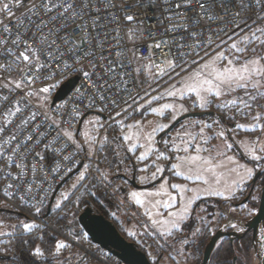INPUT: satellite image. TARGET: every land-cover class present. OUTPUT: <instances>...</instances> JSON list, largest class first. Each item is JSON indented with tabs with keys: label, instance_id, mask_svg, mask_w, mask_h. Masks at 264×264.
I'll use <instances>...</instances> for the list:
<instances>
[{
	"label": "built area",
	"instance_id": "built-area-1",
	"mask_svg": "<svg viewBox=\"0 0 264 264\" xmlns=\"http://www.w3.org/2000/svg\"><path fill=\"white\" fill-rule=\"evenodd\" d=\"M32 2L33 0H25L24 7H13L12 11L15 15L0 13V21L9 25L13 36L16 32L13 26L17 18L24 19L25 27L35 31L34 25L27 23L23 13L31 16L35 23H39L41 18L48 20L47 16L41 17L27 12ZM35 2L40 4L41 0ZM52 2L55 3L57 0ZM66 2L73 3L77 13H80L73 21L70 11L67 29H61L59 32L60 36H66L79 49L66 59L71 63L77 56L84 57V52L91 53L81 61L85 69L99 73L108 68H115L114 83H118L119 88L107 90L105 93L107 100H100L97 97L93 106L86 108L85 105L91 97L88 96L81 101L77 89L81 91L87 89L88 93L93 89L89 88L88 79L78 74L79 65L75 66L77 71L70 72L66 76L56 72L59 61H45V67L40 74L35 69L27 67L21 71L12 63L14 56L9 53H15L17 50L9 39L7 48L0 49V64L12 65L11 71L0 69V129H2L0 131V204L49 229L94 262L113 264L107 260L110 252L102 249L94 252L87 246L89 238L84 232L76 238L69 237L50 226L45 217L39 214L48 206L57 185L80 165L89 161L82 147L78 148L74 142L81 118L95 113L104 116L102 121H110L116 113L133 102L131 97L136 99L139 96L137 57L147 62L151 73L157 71L151 66L152 62L167 67L162 63L163 60L175 61L181 57H183V60H180L182 67L192 68L233 33L259 25L262 21L257 17L264 16V9L257 6L255 0H246L248 7L242 9L237 7V0H223V5L228 10L226 15L228 22L225 23L224 20L213 22L205 17L199 24L194 23L196 12L189 9L188 31L185 32L184 20L175 18L176 13H184L183 8L175 7L181 0H66ZM85 3L87 7L84 6ZM193 7L195 8V5ZM214 9L220 16H225V9L221 6L220 0H216ZM39 11L42 13V9ZM57 11L63 9H54L51 15H56ZM237 11L240 13L236 17L239 28L232 23L233 14ZM127 15H132L134 20L127 21L125 19ZM169 17L174 19L170 20ZM61 23L60 19L54 23L49 22L48 28H44L43 31L47 33L49 28L56 30L60 28ZM174 24L180 25V29L175 32L167 31ZM19 30L23 32L24 28L21 27ZM164 40L168 43L162 49L152 48L151 52L149 51L150 46L155 42ZM58 43L62 45V41ZM197 44L200 47L197 48ZM117 52H121L122 55L117 56ZM46 55L45 52L41 59L44 60ZM149 56L152 57L151 61L147 59ZM184 60L187 62L184 63ZM89 61L97 67L91 68ZM118 61H122L124 66L122 67ZM74 76L78 77L75 87L61 101L50 106L52 97L60 85ZM121 76H123L122 80ZM9 81L12 83L9 84ZM17 82L21 83L20 89L15 88ZM42 87H48L49 91L40 92L39 89ZM28 93L33 95L29 96ZM4 97L8 99L5 101ZM113 98L118 101L116 105L111 102ZM125 99L127 103L124 102ZM17 108L20 109L19 112H16ZM8 109H11L15 115H8ZM65 131L72 133L71 140L64 135ZM65 157L69 159L66 160ZM17 164H22L23 168H17ZM33 166L35 172L32 171ZM9 184L12 187H8ZM36 208L40 209L38 213Z\"/></svg>",
	"mask_w": 264,
	"mask_h": 264
},
{
	"label": "rangeland",
	"instance_id": "rangeland-1",
	"mask_svg": "<svg viewBox=\"0 0 264 264\" xmlns=\"http://www.w3.org/2000/svg\"><path fill=\"white\" fill-rule=\"evenodd\" d=\"M257 26H264V21H262ZM257 26H253L233 33L219 47L199 60L198 64H196L192 68H183L185 71H181V69H178L176 72H171L170 75L157 76L155 79H153L147 62L141 59H136V70L139 69V72H137V74L139 78L140 88V94L136 98V102H132L124 107L118 112L120 113V115H117L116 113L112 120L107 122L102 121V119L95 113L88 114L84 118L80 132L76 134L77 139L74 138V142L76 143V145L82 147L87 158H89V161L82 164L80 169L74 173V175L60 188V190L56 194L49 211V213H52V211L54 212L52 214L53 221L51 220V224L56 227H59L60 224L62 228H59H64L63 230L66 231V234L69 237H77L75 236V232L78 231L79 233V231H81L77 223L78 214L86 206L93 207L97 200H101L103 201L102 203H104V201H106V197L110 194V192L103 188V182L104 180H107L110 175L115 173L114 168H112L110 165H107L108 160L111 159V156H113L114 153L126 154L124 149L129 148L131 146V143H137L138 145L134 150L136 151L137 157L146 151V148L139 147L140 143L147 144V142L143 139H141L140 141L133 140L131 142H125L123 140L124 134H127L129 131H134L128 129L127 125L137 122L142 125L144 134L153 133L152 151L149 152L147 158L150 157L153 159L156 157V142L162 143L165 148L169 147V143L175 142L173 148H167L168 150L166 151L167 153H170L172 151L174 152L173 154L175 155V158L171 162V164L178 162L176 159L178 156L196 154L195 149L199 147V154L202 157L214 159V161L217 162L223 161L227 165L228 162L225 157L231 156L238 163L244 164L250 168H254V171L260 172L262 174L263 171H261L260 169L263 167L264 161L256 163L250 160L245 153V146L251 145L253 142H257L256 147L259 148L260 143H264V131H262V129H264V98H258L256 102L248 101L249 103L253 104V107L249 113V110L244 108L243 104H241L239 101L236 105L227 104V106H219L221 105L222 101H230L232 99H236L237 97H242L247 101L248 96L243 92V90H237V92L232 93L229 96L221 97L220 100H216L214 97H209V100L212 101V103L206 109H201L198 106V103H194V101L196 100L194 94L185 95L182 99L178 97H169L167 95V90L169 89V86L171 84H177V86H179V81L182 76H185L187 73H190L194 70H199L205 62L209 61L210 59H214L218 52H224L226 56H231L229 45L234 40H238L240 37L246 34H250V29L255 30ZM257 35H259V33H257ZM253 46H256V51L258 53L264 54V49H261L259 47L258 41H254ZM248 54L251 55V51H249ZM222 63H226V61H223ZM177 72H179V75L176 74ZM262 91H264V89H262ZM156 96H162V98L159 100H152V97ZM149 100L152 101L150 104L148 103ZM166 103L172 104L177 107L183 105V107L186 108L187 111L183 113L179 111L173 113L172 109H166L162 115L153 113L151 111L152 108H159ZM188 112H207L211 114H206L200 117H189L181 120L169 134L164 135L162 137V140L158 141L156 137L158 133H161L162 131L169 128L175 120ZM257 114L261 115V120L252 119V117L256 116ZM173 115L175 116V119H173ZM89 121H92V123L90 124ZM238 123L243 125L244 127L237 128L236 125ZM253 124H259L260 127H253ZM158 125H165L166 127H163L161 129L157 127ZM182 125L187 126V133ZM205 125H208V127H205ZM153 128H156L155 132H153ZM201 129H203L202 133ZM221 132L224 133L223 137L219 135V133ZM84 133H87L89 136L95 138L96 143L94 144L91 152H89L88 144L86 143L85 136L83 135ZM192 136H195L196 139L193 140ZM185 141L190 142L185 143ZM198 141L203 142L201 144H196ZM116 145L118 146L115 147ZM226 145H231V147L228 148L226 147ZM184 147L188 148V153H185L183 151ZM221 153H223L224 155H221ZM120 158L121 161L124 160L123 157ZM228 167H232V165H228ZM175 171L176 170H174V173ZM81 172L85 173V179L83 181L77 182V178ZM102 172L107 173V176H102ZM217 172L227 173V168L217 169ZM177 177L179 178L173 179L171 181L163 179L161 182L154 184L148 189L132 188L128 190L127 195H129L131 191H137L139 193L155 192L159 188L160 183L167 181L169 184H179L182 187L194 190L193 192L178 194L175 189L169 188V192L174 196H177L178 194V197L180 195H185V197H188L196 195L198 193L197 197L200 198L219 197L211 194L209 191H206L205 189L208 188V185H205L202 180H197L194 176L192 179H185L183 175ZM205 178L209 179L210 182H212V177L210 176V174H205ZM250 179L251 178H249L247 181L240 184L239 187L236 188L231 199L225 200L222 196H220L222 197L220 201H211V208L214 207L216 210L215 212L211 210V227L210 230H208V233L204 235V241L202 242L199 251H197L196 253L195 261H186V257L189 255V252L186 251V247L183 243H181V241L178 244H173L171 243L172 235L169 236V242L166 236H161L159 234L157 226H155V228H153V226H150L151 228L147 226V224L144 222L145 218L148 219V215L145 211L147 204L144 207H141L130 200L139 209L137 210L138 214L135 213L133 215L131 212V216L135 217L126 222L127 224L129 223L128 225L126 224V226H124L126 233H133V236H135L136 240H139L137 237L138 235L142 236L146 233L152 235L150 232L155 231L158 232L157 234H159L158 238H164V253H162V257L159 256V253H161L160 249H155V247H157L159 244L157 243L156 239H153L152 241L155 246H152L151 249L148 248L147 251H145L149 260L154 263L159 259L158 264H199L202 247L204 243L207 242V239L211 236L214 230L226 229L240 232V224L243 223V221L247 217L253 215L256 212V205L254 206V209L250 208L246 214L244 211L245 207L244 209L242 208V213H240V210L237 211L232 206V202L237 201L240 198V195H243V193L246 191L247 183ZM262 183L263 179H260L258 188L260 186L262 187ZM73 184H76L75 188L72 187ZM261 187L256 190L257 192L255 194H253L254 197H258L257 194H260ZM103 191L107 192V195L103 193ZM62 194H66L68 196V199H63ZM117 197L118 196H116V198ZM178 197L177 204L179 202ZM141 198L145 200L148 199L144 196H142ZM155 199H167V197H156ZM57 203L60 204L59 208L55 207ZM175 210L176 208L173 207L167 210L159 208L152 209L151 211L153 213V218L157 219V216L155 215L157 212L162 214L159 218H166L167 212ZM198 219H201L200 216L198 217ZM56 220L57 225L54 223ZM21 221L35 224L36 227L32 228L29 231H24L21 225ZM149 221L151 222V224H153L152 220L149 219ZM183 222H181V224ZM231 223L237 224L240 230L231 228ZM41 228L42 227L39 223L28 218L25 219L22 216H18L9 212H7V214H4V216L0 215V232L5 233V235H0V253L6 256H13V251H15L16 248V246L14 245L16 238H21L30 234V241H34L35 239H37V237L33 235H37V233L40 232ZM173 236L175 238L174 234ZM250 239L251 238L249 237V240ZM56 241H62L64 244L67 243L62 238H59V240L56 239ZM223 241L224 239L220 240L215 249L220 246ZM142 243L144 242L142 241ZM146 244L147 245L144 244L145 247H148L150 245L148 240L146 241ZM240 246V243L236 244L237 264H259V260L252 249L251 240L248 250L244 249L243 246L242 248ZM36 248H38L37 245L32 247V249L34 250ZM34 250L32 252H34ZM73 250L74 248L69 246H67L65 249H61L60 253L58 255H55V258L57 259L54 260V264H57L58 261L60 263H63L65 259L66 264L76 263L79 259L77 256H75V250ZM52 255L50 256L49 252L46 254V256L44 255L38 258L34 257V260L37 264H51L52 262L49 261V257H52ZM45 257H48V259L44 260ZM44 261H49L50 263H44ZM0 264L10 263L0 261ZM80 264L92 263L84 262ZM209 264H211V261L209 262Z\"/></svg>",
	"mask_w": 264,
	"mask_h": 264
},
{
	"label": "snow or ice",
	"instance_id": "snow-or-ice-1",
	"mask_svg": "<svg viewBox=\"0 0 264 264\" xmlns=\"http://www.w3.org/2000/svg\"><path fill=\"white\" fill-rule=\"evenodd\" d=\"M216 0H181V2L175 5L176 8H183L184 13H176L175 18L184 20V28L185 32L188 31L187 27V11L192 9L196 12V19L194 20L195 24H199L201 19L207 17L208 20L213 22L217 20H224L225 23L227 15V7L223 5V0H220L221 6L225 9V16H220L215 12L214 5ZM257 6H260L264 9V0H255ZM25 0H0V13H7L9 15H15L12 11L13 7L21 8L24 7ZM195 5V8L193 7ZM87 7V3L84 5ZM238 8L248 7L246 0H237ZM63 9V11H57L56 15H51L54 9ZM42 9V13L39 11ZM71 11V18L73 21L75 18L80 15L77 13L75 9V5L73 3H67L66 0H57V2L53 3L52 0H41L40 4H36L35 0H33L30 7L27 8V12H31L33 15H41L47 16L48 20H44L41 18L39 23H35L32 20L31 16H27L26 13L22 15L26 16L27 23L33 24L35 31L33 32L31 28L25 27V20L17 18L16 23L13 27L16 28L15 35L13 36L12 29H10L9 25L4 24L3 21H0V49L7 48L8 42L10 39L11 45L15 46L16 52L9 53L14 56V60L12 61L15 66L23 71L24 67L29 69H35L38 74L43 72L45 67V61L56 62L57 64L56 72L61 76H66L70 72L77 71L76 67L79 65L78 74H82L83 77L88 79L89 88L93 89L91 93L87 92V89L81 91L77 89L78 98L83 101L88 96L91 97L88 104L85 107H92L95 103L96 98L98 97L100 100H107L105 93L109 89H118L119 84L114 83L116 81V72L115 68H108L106 71L95 73L90 72L85 69L82 64V59L88 57L91 53L84 52V57L77 56L71 63L68 62L66 57H70L74 54L75 51H78L75 43L69 41L66 36H60L59 32L61 29H67V21L69 19L68 13ZM240 15L239 11L233 14L232 23L236 28H239L240 25L236 23V17ZM82 18V16H81ZM57 19L62 21L60 28L53 30L49 28V31L45 33L44 28H48L49 22H55ZM125 19L129 22L134 20L132 15H127ZM170 20L174 19V17H169ZM258 20L264 21V16H258ZM23 27L24 31L21 32L19 28ZM80 27V25H77ZM180 25L174 24L171 28L167 29V31L175 32L180 29ZM223 31V29H221ZM259 33V35H257ZM134 35V34H133ZM198 35V33H197ZM131 38V37H130ZM83 38H81L82 40ZM58 41H62L58 43ZM258 41L259 47L264 49V26H257L255 30L250 29V34H246L240 37L238 40H234L229 45V50L231 56H226L224 52H218L214 59H210L205 62L203 66L199 70H194L190 73H187L185 76H182L179 81V86L177 84H171L169 89L167 90V95L169 97L180 98L182 99L185 95L194 94L196 100L194 103H198V106L201 109H206L212 101L209 100V97H214L216 100H220L221 97L229 96L232 93L237 92V90H243V92L248 96V100H244L242 97H237L236 99H232L230 101H222L219 106H227V104L236 105L239 101L243 104L244 108L249 110V113L253 107L252 103L248 101L256 102L258 98H264V54H260L256 51V46H253V42ZM211 38H209V43H211ZM167 40L162 42H155L150 46L149 51L151 52L152 48L162 49L165 45H167ZM31 45V46H30ZM196 47H200L199 44ZM249 51H251V55H249ZM47 53L45 59L42 60L41 56L44 53ZM198 54V53H197ZM117 56L122 55L121 52L116 53ZM167 56V53H165ZM137 59H140L137 57ZM149 61L152 60V57H147ZM180 60H183L181 57L178 60H170L165 59L162 61L167 67H161V64H157L152 62V67L157 69V71L153 72L152 78L155 79L157 76L170 75L171 72H176L177 68H180L181 71H185L180 63ZM226 61V63H222ZM184 63L187 61L184 60ZM120 65L123 67V62L118 61ZM89 66L91 68H96L97 66L89 61ZM11 64H0V69L5 71H11ZM147 67V66H145ZM139 72V69L136 70ZM49 72H51V68H49ZM55 74V73H53ZM111 74V75H110ZM179 75V72L176 73ZM105 77H108L107 79ZM121 80L123 76L120 77ZM9 84L12 81L8 82ZM7 86V85H5ZM16 89L21 88V83L17 82L15 84ZM40 92L47 93L49 91L48 87H42L39 89ZM29 96L33 95V93H28ZM133 103L136 102L135 97H131ZM162 96L152 97V100H159ZM5 101L8 99L7 97L3 98ZM112 104L116 105L118 103L117 99H112ZM127 103V100H124ZM152 101L149 100L150 104ZM166 109H172L173 113L179 111L181 113L186 112L187 109L180 106H174L172 104H163L159 108H152L151 111L156 114L162 115ZM20 109L17 108L16 112H19ZM126 111V110H125ZM8 115H15V113L8 109ZM120 115V113H117ZM173 119L175 116L173 115ZM253 120H261L262 117L260 114L252 117ZM91 124L92 121H89ZM194 126V125H193ZM128 129L134 130L129 131L127 134L123 135V140L125 142H131L133 140L140 141L141 139L145 140L147 144L140 143L139 147L146 148V151L143 152L140 156L137 157L139 161H144L149 152L152 151V141H153V133H143V127L141 124L134 123L127 125ZM157 127L163 128L165 125H158ZM187 133V126H183ZM208 127V125H205ZM237 128H243L244 126L241 124L236 125ZM253 127H260L259 124H253ZM2 131V129H0ZM156 131V128H153V132ZM264 131V129H262ZM203 129H201V133ZM64 135L68 137L69 140L72 139V133L65 131ZM85 136V141L88 144L89 152L92 151L94 144L96 143L95 138L89 136L87 133L83 134ZM221 137H223L224 133H219ZM192 139H196L195 136H192ZM190 141H185V143H189ZM7 143V141H5ZM257 142H253L251 145L245 146V153L248 158L256 163H260L264 161V143H260L259 148L256 147ZM137 143H131V146L128 148L129 152L134 151L137 148ZM79 148V145H77ZM226 147L230 148L231 145H226ZM183 151L188 153V148L184 147ZM196 154L178 156L177 163H172L171 168L176 170L175 175L181 176L183 175L185 179H192L193 176L197 180H202L205 185H208V188L205 189L209 191L211 194L216 196H222L225 200L231 199L234 195V192L240 184L247 181L249 178L254 175V168L247 167L244 164L238 163L231 156H226V160L228 164L226 165L223 161H214V159H209L202 157L200 153V148L197 147L195 149ZM221 155H224L221 153ZM10 159V158H9ZM65 159H69V157H65ZM161 159L166 160L167 158L163 156V153H158L156 156V161ZM228 165H232V167H228ZM17 168H23L22 164H17ZM153 167L155 170L151 173V179L155 180L157 175L163 173L165 171L164 167H162L159 163L153 162ZM227 168V173H218L217 169ZM264 171V167L260 169ZM32 171L35 172V167L33 166ZM141 171L147 172V167L141 169ZM23 172H21V175ZM205 174H210L212 177V182L209 179L205 178ZM102 176H107V173L102 172ZM15 179V177H14ZM85 179V173L81 172L77 178V182L83 181ZM147 177L142 176L139 178L140 182L143 183ZM220 186V187H217ZM8 187H12L11 184ZM73 188L76 187V184L72 185ZM169 188L175 189L178 194H184L193 192V189L182 187L179 184H169L167 181L160 183L159 188L155 192H145L139 193L137 191H131L129 193V198L136 205L144 207L145 211L148 215V218L152 220L154 226H157V230L161 236L171 235L172 229H179L181 222L185 220V217L189 214L191 210V206L193 201L197 198V195L188 196L185 195L179 196V202L177 204V196L172 195L169 192ZM63 199L67 200L68 196L66 194H62ZM147 197L148 199H142L141 197ZM156 197H167V199H155ZM55 207L59 208L60 204L57 203ZM175 207V211L167 212L166 218H159L162 214L157 212L155 215L157 219H153L152 209L163 208L165 210ZM40 211L39 208H36V212ZM21 225L24 231H29L32 228L36 227L35 224L26 223L21 221ZM230 227L236 230H239V226L235 223H231ZM199 229H197V232ZM129 235H133V233L129 232ZM0 235H5V233L0 232ZM195 235V233H194ZM27 243V241H25ZM67 245H65L62 241H57L55 245V251L52 253L53 255H58L61 249H65ZM32 255L35 258L43 256V252L40 248H36ZM57 264H60L58 261Z\"/></svg>",
	"mask_w": 264,
	"mask_h": 264
},
{
	"label": "flooded vegetation",
	"instance_id": "flooded-vegetation-1",
	"mask_svg": "<svg viewBox=\"0 0 264 264\" xmlns=\"http://www.w3.org/2000/svg\"><path fill=\"white\" fill-rule=\"evenodd\" d=\"M179 123V122H178ZM177 123V124H178ZM175 124L173 128L166 134H169L177 125ZM165 131V130H164ZM162 131L161 133L157 134V139L162 140ZM77 136H75V139ZM159 137V138H158ZM203 141H198L196 144H201ZM172 143V142H171ZM169 143V147L167 148H173L174 143ZM164 144V143H163ZM156 156L158 153H163L164 157H168L166 160L161 159L159 161H156L155 158H146L144 161H139L136 156V151L129 152L128 148L125 150L126 160H122L121 163L115 165L114 172L107 180H104L103 188H105L108 192H110L109 196L106 197V201L102 203L103 201L97 200V202L92 207L93 211L97 214H100L104 216L107 220L111 221L118 231L129 241L135 242L137 245H139V248L147 251V249H151L152 246H155V244H150L148 247H145L146 241H149V238H152V236L148 235H142L143 237V243L137 242L135 239L131 238L124 228L126 226V222L134 217L131 216V212L134 215L137 213V210L139 209L137 206H135L129 199V195H127L128 190L135 188V189H148L152 187L154 184L161 182L163 179H166L168 181H171L173 179H177V177L174 173V170L170 167L171 162L174 160L175 155L174 152L167 153V148L162 145V143L156 142ZM116 145L115 147H117ZM117 154V153H115ZM159 163L162 167H164L165 171L163 173H160L157 175V178L155 180L151 179V173L155 170L153 167V162ZM166 161V162H165ZM147 167V172L141 171V169H144ZM257 170V169H256ZM257 172L254 171V175ZM253 175V177H254ZM145 176L147 179L141 183L139 178ZM253 177L249 180L247 183L246 191L243 193V195H240V198L237 201L232 202V206L235 210H240V213H242V210L244 209L245 214L249 211L250 208L254 209V206L257 210L258 207V197H254L253 194H255L257 191L260 179H263V173L259 175L257 180L254 184L251 183ZM134 180L136 187L133 186L131 180ZM102 184V182H101ZM102 189V188H101ZM107 195V192L103 191ZM116 196H118L116 198ZM178 197V194H177ZM179 198V197H178ZM187 198V197H186ZM222 197H209V198H200L197 197L191 206V210L189 212V215L186 217L185 221L180 225L179 229H173L171 230V243L178 244L180 241L183 243L186 247V251L189 252V255L186 257V261H195L196 253L199 251L200 246L202 245V242L204 241V235L208 233V230H210L211 227V214L212 211L215 212V208H211L210 204L211 201H220ZM231 202V201H229ZM102 204V205H101ZM243 208V209H242ZM255 210V211H256ZM138 214V213H137ZM255 214V213H254ZM253 214V215H254ZM253 215L247 217L244 221L252 217ZM200 216L201 219H198ZM243 221V222H244ZM129 224V223H128ZM127 224V225H128ZM150 227V225H147ZM151 228V227H150ZM197 229L199 231L197 232ZM217 230V229H216ZM214 230L213 233L216 231ZM82 230L79 231V234H82ZM195 233V235H194ZM175 235V238L173 236ZM77 235V236H78ZM171 235H166L167 240L170 242ZM212 235V234H211ZM246 236H250L251 238V232L246 233L244 236H242L239 239H234L232 242L228 241L232 244H238L241 239H244ZM156 238V237H155ZM210 238V237H209ZM207 239V241L209 240ZM251 240V239H250ZM88 243V247L94 251L99 252L101 250L98 248L95 244H93L90 240ZM141 241V242H142ZM162 242V243H161ZM207 243V242H206ZM202 247V252L200 253V261L202 258L203 249L205 247V244ZM157 245V244H156ZM159 247V248H157ZM155 247V249H160L159 256L162 257V253H164V238H160V242L158 246ZM75 250V249H74ZM73 250V251H74ZM103 250V249H102ZM75 256L78 257L79 260H77L76 263L72 264H80L84 262H90L92 264H98L94 262L93 260L89 259L87 256H84L77 250L74 251ZM10 256H6L0 253V261L2 260H8ZM107 260L113 264H118V260L110 253V255L107 256ZM235 258L233 259L234 262ZM151 261V260H150ZM79 262V263H78ZM152 262V261H151ZM54 263V262H52ZM154 263V262H152ZM60 264H66V259L63 263ZM200 264V262H199Z\"/></svg>",
	"mask_w": 264,
	"mask_h": 264
},
{
	"label": "water",
	"instance_id": "water-1",
	"mask_svg": "<svg viewBox=\"0 0 264 264\" xmlns=\"http://www.w3.org/2000/svg\"><path fill=\"white\" fill-rule=\"evenodd\" d=\"M78 77L74 76L64 82L56 93L53 95L50 106L56 102L61 101L77 84ZM207 112H188L183 114L177 120H175L169 128H167L162 135L168 133L175 124L181 120L189 117H200ZM101 119H104L103 115L96 114ZM86 116L81 118L77 131L80 129V125ZM81 165L74 170L73 173L80 169ZM264 167V162H263ZM260 172H257L251 183L254 184L259 177ZM67 180L65 178L60 184L57 185L50 202L47 206V212L44 217L49 213L51 204L55 198L61 185ZM133 186L136 184L132 178ZM1 211V210H0ZM77 223L79 229L82 230L89 238V240L95 244L98 248L110 252L117 260L118 264H158V260L152 263L144 250L139 248L133 241L127 240L116 228V226L104 216L97 214L93 211L92 207L86 206L77 216ZM243 232H237L235 230L218 229L210 236L209 240L205 244L203 249L202 258L200 264H209L210 257L215 249L216 245L222 239H228L232 242L234 239H239L246 233L251 232V246L259 260V264H264V171H263V183L258 198V207L255 214L243 222ZM78 235V231L75 232V236ZM235 258V257H234Z\"/></svg>",
	"mask_w": 264,
	"mask_h": 264
},
{
	"label": "trees",
	"instance_id": "trees-1",
	"mask_svg": "<svg viewBox=\"0 0 264 264\" xmlns=\"http://www.w3.org/2000/svg\"><path fill=\"white\" fill-rule=\"evenodd\" d=\"M123 157L124 160H126V155L125 154H113V156H111V159L108 160V164L110 165L112 168H115V165H117L118 163H121V158ZM106 164V163H105ZM111 169V168H110ZM74 175V173L72 172L68 177L67 180L61 185V187ZM60 187V188H61ZM59 188V190H60ZM58 190V191H59ZM58 193V192H57ZM56 193V194H57ZM56 196V195H55ZM0 215L4 216V214H7V212L18 215V216H22L19 213H16L15 211L9 210L5 205H1L0 204ZM47 212V207L43 208L39 214L41 216H43L45 213ZM54 212L52 211V213H48L45 216V219L47 221V223L52 226L53 228H55L56 230L61 231L62 233L66 234V231H64L59 224V227H56L54 225L51 224V220L53 221L52 218V214ZM23 218L27 219L26 217L22 216ZM55 224L57 223V220L54 222ZM57 225V224H56ZM63 226V224H62ZM67 235V234H66ZM36 236L37 239H35L34 241H30L31 235H26L24 237L21 238H16L15 240V251H13L14 255L10 256V258L8 260H2V262H8L10 264H37L36 261L34 260V256L32 255V251L34 249H32V247H34L35 245L38 246V248L41 249V251L43 252V256L47 253L50 252V256L52 255V253L55 251V245H56V239L59 240V237L56 236L53 232H51L49 229L42 227L40 232L37 233V235H33ZM250 236H246L244 239H241L240 243V247L246 250H248L249 245H250V240H249ZM25 241H27V243H25ZM65 245L72 247L71 245H69L68 243H66ZM73 248V247H72ZM241 253V252H240ZM237 250H236V245L230 243L227 239H224V241L221 243L220 246H218L216 249L213 250L211 257H210V261L211 264H237ZM236 256V259L233 262L234 257ZM47 260L48 257H45L44 260ZM57 258H55V255H52V257H49V261L50 262H54V260H56ZM49 261H44V263H50ZM54 264V263H51ZM241 264V263H238Z\"/></svg>",
	"mask_w": 264,
	"mask_h": 264
},
{
	"label": "crops",
	"instance_id": "crops-1",
	"mask_svg": "<svg viewBox=\"0 0 264 264\" xmlns=\"http://www.w3.org/2000/svg\"><path fill=\"white\" fill-rule=\"evenodd\" d=\"M82 122H83V121H82ZM81 125H82V123H81ZM81 125H80V129H81ZM80 129H79V131H77V134L80 132ZM153 219H154V218H153ZM144 222H145L147 225H150L151 227L153 226V228H155V226H154L153 224H151V222L149 221V218H148V219L145 218V221H144ZM141 223H143V222H141ZM141 223H139V224H141ZM150 233H151L152 235H150V234H148V233L145 234V235H148V236H152V238H149V243H150V244H153V243H152L153 239H156V240H157V243H159L161 237L158 238V236H159V234H157L158 232L153 231V232H150ZM127 234H128V233H127ZM128 235H129V234H128ZM156 235H157V236H156ZM130 237L136 240L135 236L130 235ZM137 237H138L139 240H136V241L142 243L141 241L143 240V237H142L141 235H138ZM155 237H156V238H155ZM161 243H162V242H161ZM143 245H144V243H143Z\"/></svg>",
	"mask_w": 264,
	"mask_h": 264
},
{
	"label": "bare ground",
	"instance_id": "bare-ground-1",
	"mask_svg": "<svg viewBox=\"0 0 264 264\" xmlns=\"http://www.w3.org/2000/svg\"><path fill=\"white\" fill-rule=\"evenodd\" d=\"M242 225H243V223H241V224H240V226H241V230L239 229V230H240V232H243Z\"/></svg>",
	"mask_w": 264,
	"mask_h": 264
}]
</instances>
